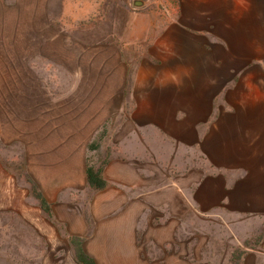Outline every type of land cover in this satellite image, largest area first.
<instances>
[{"label": "crops", "instance_id": "crops-1", "mask_svg": "<svg viewBox=\"0 0 264 264\" xmlns=\"http://www.w3.org/2000/svg\"><path fill=\"white\" fill-rule=\"evenodd\" d=\"M82 1V15L100 3ZM193 1L191 18L114 20L110 43L91 32L101 19L84 18L79 104L62 122L48 115L34 148L82 150L80 179L54 181L47 212L35 200L46 250L74 240L95 264H213L206 251L221 234L241 253L232 264H264V47L253 18L264 0ZM16 129L0 123V142ZM88 165L101 168L102 190L88 187Z\"/></svg>", "mask_w": 264, "mask_h": 264}, {"label": "rangeland", "instance_id": "rangeland-1", "mask_svg": "<svg viewBox=\"0 0 264 264\" xmlns=\"http://www.w3.org/2000/svg\"><path fill=\"white\" fill-rule=\"evenodd\" d=\"M97 1L96 12L91 7L93 11L82 15V0H0V123L7 132L17 126L16 140L7 134L6 143L0 142V264H73L76 248L82 249L80 241L71 240L70 251L46 250L37 238L36 228L43 233L46 229L35 206L37 198L44 199L53 189L54 181L67 174L72 181L80 179L82 150L34 148L38 135L39 141H47L41 130L47 127L48 115L53 114L55 123L62 122L72 106L79 104L82 34H89L84 18L87 23L101 19V26L90 27L91 32L102 31L103 42L110 43L114 20L180 19L195 13L193 0ZM253 18L262 20L264 47V11ZM100 152L95 163L103 160ZM65 156L69 163H62ZM219 236L206 254L213 264H232L230 260L241 253L234 249L235 242ZM117 254L120 260L125 253Z\"/></svg>", "mask_w": 264, "mask_h": 264}, {"label": "trees", "instance_id": "trees-1", "mask_svg": "<svg viewBox=\"0 0 264 264\" xmlns=\"http://www.w3.org/2000/svg\"><path fill=\"white\" fill-rule=\"evenodd\" d=\"M101 135L102 133H100V137L96 138L93 142L88 145V152L95 151L98 148L99 142L101 140ZM86 178L88 187L92 190H102L105 187V182L101 177L100 167L96 168L94 166L88 165L86 169ZM37 199L40 203L42 210L44 212H47L44 200L42 198ZM74 260L77 264H95V262L91 258L84 254L80 247L76 248L74 252Z\"/></svg>", "mask_w": 264, "mask_h": 264}, {"label": "water", "instance_id": "water-1", "mask_svg": "<svg viewBox=\"0 0 264 264\" xmlns=\"http://www.w3.org/2000/svg\"><path fill=\"white\" fill-rule=\"evenodd\" d=\"M134 5H135L136 7H140V6H141V3H140V2H135Z\"/></svg>", "mask_w": 264, "mask_h": 264}]
</instances>
